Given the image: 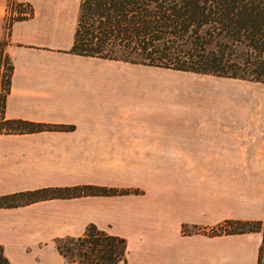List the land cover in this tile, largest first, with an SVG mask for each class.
<instances>
[{"label":"crops","instance_id":"1","mask_svg":"<svg viewBox=\"0 0 264 264\" xmlns=\"http://www.w3.org/2000/svg\"><path fill=\"white\" fill-rule=\"evenodd\" d=\"M17 1L32 14L8 25L9 0H0L14 65L5 115L64 127L0 132V196L87 184L126 191L0 205L10 264H80L56 239L90 224L127 239V264H258L261 230H215L264 217L255 139L229 107L222 116V92L143 86L153 71L136 67L156 66L72 52L81 0Z\"/></svg>","mask_w":264,"mask_h":264},{"label":"trees","instance_id":"2","mask_svg":"<svg viewBox=\"0 0 264 264\" xmlns=\"http://www.w3.org/2000/svg\"><path fill=\"white\" fill-rule=\"evenodd\" d=\"M4 44L0 40V85L3 88L0 132L64 127L6 117V96L14 65ZM70 50L137 64L264 82V0H81ZM125 191L90 184L44 187L0 196V205L70 193ZM228 222L239 225L219 228L216 232H263L258 264H264V220H229L221 226ZM56 246L66 258L80 264H118L120 261L127 264V239L95 224L88 225L80 236L57 238ZM0 264H10L2 245Z\"/></svg>","mask_w":264,"mask_h":264},{"label":"rangeland","instance_id":"3","mask_svg":"<svg viewBox=\"0 0 264 264\" xmlns=\"http://www.w3.org/2000/svg\"><path fill=\"white\" fill-rule=\"evenodd\" d=\"M10 23V22H9ZM3 43L6 39H2ZM137 69L151 70L152 73H143L142 85H202L216 87L222 92L223 109L222 116L227 115V107L230 108V115L245 123L247 128V139H255L257 164L264 166V82L247 80L233 77H217L212 74L197 72H178L166 68H150L137 66ZM153 82L152 83V79ZM3 88L0 85V102ZM244 121V122H242ZM242 128V126H240ZM249 158L248 160H251ZM264 220V217L262 218ZM237 222H228L218 229L236 227ZM216 230V229H215Z\"/></svg>","mask_w":264,"mask_h":264},{"label":"built area","instance_id":"4","mask_svg":"<svg viewBox=\"0 0 264 264\" xmlns=\"http://www.w3.org/2000/svg\"><path fill=\"white\" fill-rule=\"evenodd\" d=\"M31 14V6L28 3H20L17 0H9L8 8H7V16H8V25L9 22L15 16L24 15L28 16ZM4 65L1 66V70L3 69Z\"/></svg>","mask_w":264,"mask_h":264}]
</instances>
